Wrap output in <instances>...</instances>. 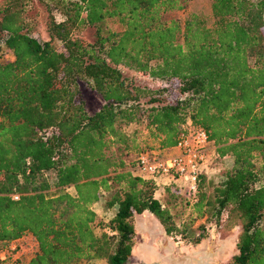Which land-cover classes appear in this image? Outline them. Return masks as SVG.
I'll use <instances>...</instances> for the list:
<instances>
[{
  "label": "trees",
  "instance_id": "trees-1",
  "mask_svg": "<svg viewBox=\"0 0 264 264\" xmlns=\"http://www.w3.org/2000/svg\"><path fill=\"white\" fill-rule=\"evenodd\" d=\"M190 1L1 0L0 52L11 59L0 58V264H129L143 213L190 245L209 226L220 237L237 229L227 264H264V0H210L211 28L192 14L180 24ZM35 4L44 40L30 34ZM107 20L120 29L102 30ZM119 65L165 86L135 85ZM82 88L102 101L92 114ZM138 124L144 132H128ZM189 128L232 165L215 184L199 175L181 219L131 169ZM100 200L114 209L107 222L91 209ZM20 245L28 257L14 256Z\"/></svg>",
  "mask_w": 264,
  "mask_h": 264
},
{
  "label": "rangeland",
  "instance_id": "rangeland-1",
  "mask_svg": "<svg viewBox=\"0 0 264 264\" xmlns=\"http://www.w3.org/2000/svg\"><path fill=\"white\" fill-rule=\"evenodd\" d=\"M35 7L37 8L35 9L31 7L29 9V14H28L29 16L28 25L30 26V34L37 39L44 40L46 35L44 31V20H43L42 9L40 8V6H36V4H35ZM191 14L198 16L200 20H202L203 25L205 27L211 28L213 18L210 12V0L190 1L187 5L186 10L178 14V19H179L180 24H182L184 20L187 18V16ZM55 18L57 19L58 17L55 16ZM263 22H264V16H263ZM101 29L102 30L110 29L112 31H118L120 28L116 23L107 20L103 22ZM93 34H94L93 28H85L79 33L80 37L87 42L93 41V38H94ZM0 58L2 62H6L11 59V56L8 53H6V51H1ZM117 69L119 70V72L124 78L128 79L130 82H132L135 85H138L141 87H147L149 89H156V88L165 86V84L162 81L152 79L147 76L139 75L135 73L133 70H130L124 66L119 65L117 66ZM81 94H82V98L85 104V111L88 114H92L99 109L100 105L102 104V101L96 94H94L93 92L85 88L81 89ZM134 129L144 132L142 124L131 126L127 130L128 132H131ZM214 155L215 153H213V155H210L209 161L207 163V167L210 169V172L208 173L205 172V178L209 180V182H212L213 184L219 182L222 179V173L225 170L230 169L232 165L231 158H228V157L217 158V157H214ZM48 191L50 193L53 191V189L51 188ZM66 191L71 195H73L74 193L72 188H69ZM154 196L161 204L167 207L173 206V209L171 210L172 212L182 211L183 215L180 218L185 219L187 215L186 214L187 211L184 208V203L182 200L186 199L188 195L185 192L184 185H181L178 182H173V181L170 182L166 179L160 180L158 189L155 192ZM91 209L96 213L98 218L102 219L103 222H107L113 216V213H114V209H109V210L104 209L103 200H100L98 203L92 205ZM206 225L207 223L204 222V218L194 220L190 226V231H192L193 236H196L199 232L197 230V227L206 226ZM138 226L144 233H147L151 236H156L155 240L157 239L156 241L158 242L160 241L169 242V240L170 241L173 240L174 243H178L175 247L176 259L171 260L170 264H172V262L173 264L174 263L183 264L184 258H182V256L186 255L187 250H190L188 249V245H190L188 244V242L184 240H180L178 236H174V235L166 236V237L163 235L164 238L162 237L160 238V235L159 236L157 235V232H158L157 225L153 221L149 220L147 217H144L142 221H139ZM263 227H264V222H263ZM102 232L103 231L98 228H95L93 230V233L97 236L100 235ZM233 234H234V229H233V232L230 231L229 234L225 236H221V237L218 236L217 234H216L217 236L214 233L212 234L213 237L215 238V241L224 240V242H226L224 243L225 247L223 246L224 249L220 250V252L216 256L214 264H227L229 261V258L235 253V250L233 247V244L235 243V242L233 243V241L235 240H233L232 238ZM18 243L20 244V242ZM29 253H30V248H26L23 245H20V250L14 256L21 255L23 257H28ZM92 264H105V262L104 260H98V261H93Z\"/></svg>",
  "mask_w": 264,
  "mask_h": 264
},
{
  "label": "built area",
  "instance_id": "built-area-1",
  "mask_svg": "<svg viewBox=\"0 0 264 264\" xmlns=\"http://www.w3.org/2000/svg\"><path fill=\"white\" fill-rule=\"evenodd\" d=\"M213 153L205 131L201 128H189L165 155L143 153L138 156L131 171L141 178L155 180L158 186L163 179L178 182L185 186L186 194L193 197L198 177L205 174L209 157ZM214 157H217L216 154ZM18 242L20 241L11 244L10 249L15 250Z\"/></svg>",
  "mask_w": 264,
  "mask_h": 264
},
{
  "label": "crops",
  "instance_id": "crops-1",
  "mask_svg": "<svg viewBox=\"0 0 264 264\" xmlns=\"http://www.w3.org/2000/svg\"><path fill=\"white\" fill-rule=\"evenodd\" d=\"M205 172L207 173L210 172V169L208 167L205 168ZM144 217H147L149 220L153 221L157 225L158 227L157 235L158 236L160 235V238L161 237L164 238L165 236L162 231V228L160 227L158 222L155 219H153L152 216H150L147 213L141 214L134 221L135 235L133 238L131 253L128 258L129 264H170L171 260L176 259L175 247L178 243H174L173 240L172 241L169 240V242H165V241L158 242L156 241L157 239L155 240L156 236H151L147 233H144L138 226V222L142 221ZM206 231L208 233V236L205 239H203L200 242V244L188 245V249L190 250H187L186 255L182 256V258H184L183 264H211V263L214 264L216 256L218 255L220 250L224 249L225 247L224 243L226 242H224V240L215 241V238L212 235L214 233L212 226L206 228ZM236 234H237V229H234V234L232 235L233 240H235ZM234 242L235 241H233V243ZM234 245L235 243L233 244V247Z\"/></svg>",
  "mask_w": 264,
  "mask_h": 264
}]
</instances>
